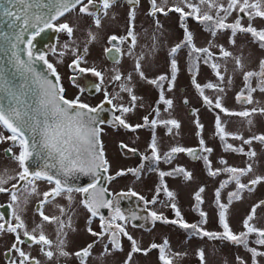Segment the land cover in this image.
<instances>
[{"label":"snow or ice","instance_id":"snow-or-ice-1","mask_svg":"<svg viewBox=\"0 0 264 264\" xmlns=\"http://www.w3.org/2000/svg\"><path fill=\"white\" fill-rule=\"evenodd\" d=\"M19 4L24 5L23 8L17 10L16 12L10 11L9 8L4 9V14L7 16H14L16 21H19V32L16 35L17 41L22 40L23 35L25 32H28L29 29L33 31L30 32L27 44L29 45L27 50V55L29 62L26 63L19 54L13 52V57L16 61V66L18 68H22L25 72L31 73L35 79V82L39 86V99H38V107L33 110V112H29L27 110V105L23 104L20 101V98L17 96V105L9 106L7 109L0 107V125H3L4 128L9 130L12 134L8 137H4L0 134V140H11L14 143H18L20 147V151L18 155H15L13 158L18 162L21 171L17 173L18 180L17 184L20 181L27 180V183L24 185V191L27 195L17 193V184H12V192L10 199L13 202L12 205L9 207L13 208L12 217L15 220V223L10 221H5L0 223V231H7L9 233L15 234L16 242L12 244V250H15L20 257V260L17 262L15 260L10 261V264H40V261L36 260L34 257H30L27 255L23 250L17 247L18 243H23L24 241L21 240L20 232H23V236L27 237L32 243L38 244L41 246V252L48 258L52 259L56 253L52 251V248L58 250L59 255L67 256L69 253L64 251V233L63 229L65 224L60 217L57 216H48L45 215L43 211V205L47 203L50 199L54 200L56 197L62 196L64 193H68L67 199L69 201L72 200L71 193L73 191L80 192L85 194L82 203L94 217L98 214V209L100 207L105 208H113V201L105 198V193L107 192L106 188L98 187L97 180L99 177L96 176V172L103 168L104 171H107V161L104 159V153L102 150V145L100 144V132L101 129L97 126L96 120L97 117L93 114L97 113L99 110L102 109L104 103L112 105L116 96H110V94L105 91L104 94V101L101 102L100 105H97L95 108L90 107L88 104L81 103L79 97L69 100L66 99L63 95V88L60 87L59 81L60 77L56 73V69L53 67L52 64L48 63L45 59V55L43 53L39 54L38 59L43 61L51 73L56 77L55 82L49 80L47 76H42L39 73H36L35 70L32 68L31 62L33 60V52H32V43L36 36L40 35L44 29L47 28H57L56 25L53 24V21L57 20L58 17L63 16L66 12L71 11L72 9L76 8L78 5H82L79 8L80 13L93 15L94 23L97 27L101 25V20L98 15L95 13L90 12V5H93L96 0H87L86 4L82 3V0H54L52 8L49 10V14H34L30 12V8L32 7L31 4L27 3L26 0H18ZM128 2L132 5L138 3V0H128ZM166 2V0H165ZM103 8L106 10L110 7L112 0H100ZM181 3L184 4L185 7L189 9V11L185 12L184 8L180 6H173L168 9V11H176L181 14V26L184 27V19L185 17L192 16L198 22L205 25L206 30L210 31L213 36L216 35L217 30L223 29H232L233 35H235L236 31L248 32L251 33L252 36L260 42L261 47H264V29L257 30L249 24L247 27H243L240 23V19L238 18L234 23H226V19L229 15H231L233 10H238L241 13H245L250 17L252 15L258 17H264V10H261V4L264 3V0H227V4L220 2V0H181ZM151 4V11L150 15H155L157 12H165L163 7L157 5L156 0H150ZM206 5L207 10L201 11V6ZM54 10L55 14H51ZM213 11L215 15H213ZM135 12H129V21L134 18ZM58 30L66 31L69 37H71L73 33V28L68 24H60L58 26ZM128 38H131L132 45L136 43V35L130 26L126 36H116L112 35L108 38L109 44L112 45L110 48H106V53H111L113 51L119 53L120 49L113 43L115 41L124 42ZM96 39V36L91 31L88 32V43L93 42ZM234 43V41H230ZM211 43V42H210ZM188 46L190 47L191 51L189 55H192V52L197 54H204L209 59L212 57V53L210 52L209 47L204 48H197L193 42V35L188 29L185 27V35L183 41L173 46L171 49V54L176 53L181 47ZM13 48L16 47V44L12 45ZM67 47V45H65ZM87 44L85 45V53L87 52ZM73 52H76V49H73ZM220 54L223 57H229L231 55L230 52L223 49L221 46ZM198 58V57H197ZM83 60V56L77 54L76 59L72 61V64L69 67L76 66L79 67V62ZM205 63H208V59H205ZM237 66H242L240 58H236ZM213 70L215 71L216 76L223 80L224 77L221 72L218 70L219 65L213 63L211 65ZM136 71L139 73L141 78H144V73L141 71V65L139 60H137L135 65ZM171 69H172V79L168 83V88L171 90L173 86V81L176 78L177 72V62L175 59L171 61ZM80 72H91L96 77H100L101 80L103 78V73L95 68L84 69L80 68ZM257 76L260 79L258 80L257 87H259L260 91L264 92V60L260 62V71H246L243 73L244 81H245V88L241 90L240 93L237 94L236 99L240 103H252V93L256 91V88L251 87L250 81L251 78ZM122 77L121 74L117 72L116 75L112 77L113 81H121ZM127 80H131V76L126 78ZM168 78L164 75L157 77L156 79L148 81L149 83L161 88L159 100L157 104L163 103L166 105L165 111L168 108H171L173 105V101L171 99L165 98L164 91L162 88V82L167 80ZM229 82H231V78H229ZM192 83L194 87L200 92L203 101L206 105L210 107H214L215 109H219L221 112L227 115H239L241 117H248L250 115L249 111H242L239 113H233L229 109L223 107L222 99L220 96L215 98L213 101L207 95H204V89H214L218 91H223V88H220L219 85L213 84L211 82L200 85L197 83L195 76H193ZM97 91L100 90V85H93ZM245 90L247 91V95H245ZM120 91L127 92L129 94L131 100V106H125L123 104L120 105H113L114 107L118 108L121 114L128 113L133 110L136 106L135 102L137 101L138 97L133 94V89L129 87L126 83L120 84ZM187 102V101H185ZM157 116L159 115V109H155ZM256 109H252V112H255ZM264 112V109L260 110ZM115 120L119 122V124L125 128H129L135 131L137 128L145 127L151 125L154 129L158 123H162L165 126L172 125L175 127H179V123L174 120H158L152 119L149 121V117H143L144 124H137L135 126L129 125L126 123L121 116H116ZM196 126L198 129L197 135H199V130L203 128V125L196 121ZM216 132L220 135V138L223 140L225 136H233L237 139H243L236 134L227 133L225 129L222 127L220 116L217 115L216 117ZM171 131V129H169ZM252 140H257L264 143V135L254 136L248 140H243L244 144H250ZM200 148H184V147H172L168 153L164 154L163 159L165 162H169L173 155L176 153L187 152L189 155L193 156L194 158H202L205 161V164L208 166V171L210 175H218L221 171L227 172L230 175L228 179L221 182L220 188L216 189V204L219 211V223L223 228V232H208L206 231L202 225L205 224L207 214L200 210L199 205L203 203L201 193L204 191V188L201 187L195 193V200L197 204L195 209L199 211V215L201 217L200 221L194 224H188L183 221L181 217L180 211L177 208L175 203H171L170 206L175 211L178 220H173L171 223H179L180 227L185 229H191L193 234L207 236L212 239H227L235 244H243L246 248H248V236L250 234L255 233L257 236L256 244L264 246V228H257L254 226L251 221L255 217L256 209L259 207L264 206V201H260L258 204L252 206L251 211L247 215V217L243 221V227L245 231L235 234L232 232L230 225L227 220V208L228 205L232 203L233 199L239 200L241 199L240 193L244 190L249 192L253 191L254 187L264 182V176L257 175L255 178L250 179L248 183H242L241 178L247 176L249 173L252 172L253 168L251 164H248L244 168H236V167H226L224 169H215L213 170L211 167V161L209 160L207 155L201 156V152H208L212 151L211 148L205 147V142L201 138L200 141ZM122 147L127 148L126 145H122ZM149 148L151 149V157H142V159H151L153 161H158L161 159L160 155L158 154V148L156 143L155 133L153 132V138L151 143L149 144ZM226 149H231L233 151L243 152V148L235 149L231 144L226 145ZM129 151L135 153L136 149H129ZM8 152H11V149H8ZM248 156H254V152H248ZM33 157L43 159L45 161L43 167L39 168L38 170L32 171L28 166V161ZM49 161H53L54 163H49ZM222 163L226 164V161H221ZM143 165H141L142 167ZM55 169V171H52ZM140 169H128V170H120L116 173V176L124 175L127 172H131L133 174H138ZM176 172L183 173L186 179L191 178V174L188 173L182 167H179L173 170L172 173H165L163 171L159 172L161 177V185H163V177L166 175H172ZM79 174L85 175H92L95 177L92 183H90L87 187H75L73 188L68 184L67 178ZM31 177V179H27ZM12 179V177H8L5 179L4 177L0 176V193L9 192L8 187H4L3 185L7 183V180ZM106 179L111 180L115 179V177L109 176ZM38 180H46L49 184H54V187L50 188L49 191L43 193L44 199L40 201V207L37 209L39 215L42 218V221H46L49 223H58L57 228V240L54 242L50 240L44 233L41 224H37L31 232H29L27 225L22 218L20 212L23 211L21 207V203L27 204L28 202V195L34 194L37 191L36 188V181ZM229 182H235L236 190L234 192L229 193L228 197V204H224L220 201V191L221 188H224ZM30 186V187H29ZM161 190L165 192V194L170 197L174 198L173 192L169 191L166 186L161 187L160 185L157 186V193ZM129 193L133 196L138 195L137 193L133 192L131 189ZM23 196V199H22ZM143 200V197H139ZM156 197H153L152 201H146L145 203H154ZM14 206V207H13ZM60 207V212L63 215L65 209L62 206ZM149 215L151 216L153 221L156 220H163L164 222H169L162 216V214H158L155 211L150 212ZM0 220H4V213H0ZM126 217L121 212L119 207L114 208V214L111 217V220L105 224L104 217L101 216V233H92L95 236H102L106 231H110L111 235L109 240L111 242V249L105 246L101 255L106 253H110L112 250H120V244L117 239V236L122 234L127 236L128 240L132 243L131 252L128 254V260L125 261V264H128V261L131 259L132 254L142 250L136 240L130 236L122 224L117 223L116 221H124ZM37 229H41L39 234L37 235ZM91 232V229L89 228ZM93 245L89 244L86 247L77 251L74 255L78 257L81 261V264H85L86 259L92 254ZM160 249V260L163 261V264H171V261L167 258L165 254V248L167 247V240L164 241L163 245H157L153 243L150 245V248H157ZM248 251L252 253L253 264H256V257L257 256H264V252H259L256 248H248ZM198 256L201 259V264H205L204 262V253L203 250H198ZM239 259V258H238Z\"/></svg>","mask_w":264,"mask_h":264},{"label":"rangeland","instance_id":"rangeland-1","mask_svg":"<svg viewBox=\"0 0 264 264\" xmlns=\"http://www.w3.org/2000/svg\"><path fill=\"white\" fill-rule=\"evenodd\" d=\"M161 1L166 4L170 0H166V2L165 0ZM172 1L184 6V4L181 3V0ZM220 2L225 5L227 4V0H220ZM250 2H252V0H250ZM148 6L149 0H141V4L136 8V14L137 19L140 18L143 20V26L147 29V31H151L149 39L157 41L159 37L168 40L170 44H178L183 41L185 27L181 26V20L178 19V16H173L170 20H168L166 16L160 17V22H155V25L152 26L151 21L145 20L150 19V17L145 14ZM202 6L206 11L207 6ZM261 10H264V3L261 4ZM74 13H76V11ZM124 13L125 11L123 9V19ZM114 14L115 13H104V16L101 17V23L104 17L107 15L109 17H114ZM76 15L80 16L79 14ZM247 16L240 18L238 17V10H233L225 22L231 24L239 18L243 27H247L251 24V26L257 30L264 29V20L262 17L255 15H252L251 17L249 15ZM81 17L83 20L88 21L87 24L90 26L88 28L94 29L95 36H104L112 29H100V26L97 27L91 23V18L87 16ZM123 19L121 20L122 24ZM77 20L78 18L74 17L73 22L76 30L75 35L69 39H64L65 43L63 42L64 45L67 44L72 52L73 49H76V52L82 51L87 44L88 39V28H85L84 26H77ZM184 24L187 25L188 31L190 28H195L193 32L194 44L199 48L209 47L212 57L209 59L206 55L197 54L195 52H192V55L190 56V50L186 48L183 52V54L186 53L183 55L184 59L180 58V53L177 54L178 74L172 82L173 86L171 90H169L168 87L166 88V85H163L164 95L169 96V98L173 101V105L165 111L166 105L163 103L158 104L160 111L157 118L158 120H178L179 127L177 128L171 125V133L166 134L165 125L158 123L156 142H158L157 145L159 147V152L161 154H165V150L168 147L177 144L197 146L198 142L202 138L205 142L204 146L212 149L210 153L202 152V156H208L213 170L224 169L229 166L244 168L248 164H251L253 170L247 176L241 178L242 183H248L250 179L255 178L257 175L264 176V143L257 140H252L250 144L243 143V140H248L258 135H264V112L260 111L261 109H264V92L260 91L259 87H257L258 80L260 78L254 76L250 81L251 87L256 88V91L252 93V103H240L236 99L237 94L245 88L243 73L246 71H254L258 73L260 71V62L261 60H264V47H261L260 42L248 32L237 30L235 35H233L232 29H223L217 30L216 35L213 36L210 31L206 30L205 26L200 28L197 22L186 21ZM138 33L141 34L139 29ZM147 41L148 40H146V42ZM230 41H234V43ZM139 44L140 43L138 42L135 46ZM221 46H223L224 50L231 53L229 57H223L220 54ZM69 51L70 50L66 52L65 57L63 58V64H58L63 74V79L65 80V94L68 96L80 95L82 99H85V92L81 93V90L83 91L82 84L80 85L77 82H72L67 79L69 70L66 68V63L69 58L72 57ZM236 58H240L242 66H237ZM205 59H208V63H205ZM56 61L58 62L59 60ZM163 61H166V52L163 53ZM213 63L219 65L218 70L223 75V80H220L216 76L215 71L211 67ZM124 64L126 65H122V68L120 69L121 72L117 67L102 68L105 74L103 87H105L112 96H116V99H114L115 103L123 105L129 104V106H131L132 103L129 94L127 92L120 91V84L126 83L129 87H131L133 89V94L137 96L138 99L135 102L136 106L133 110L125 113L124 116L132 124H141L144 122L143 117L150 116L154 105L157 103V100H159L157 96L159 91L155 85L149 83L148 81L156 79V76L161 72H168L170 67H168L167 64L164 67H160L155 70L152 67H149L147 72L144 73V78H141L136 69L133 68L132 62ZM116 72H120L122 74L121 81L112 80V77ZM129 76H131L130 81L126 79ZM193 76H195L197 83L202 86L211 82L219 85L220 88H223L222 92L205 88L204 95H207L213 101H215L217 96H220L223 107L229 109L233 113H239L247 110L250 112V115L248 117L227 115L219 109L206 105L200 92L192 83ZM229 78H231V82H229ZM245 95H247L246 90ZM99 97L100 93L93 98V101L98 100ZM183 97L187 99L186 104L182 102ZM189 107H193L194 111L188 113L187 110ZM252 109H256V111L252 112ZM217 115L220 116L222 127L227 133L236 134L243 139H237L229 135L225 136L222 140L220 135L216 132L215 125ZM197 120L201 125H203V128L199 131V135H197ZM147 128L148 127L146 126L137 128L136 132L138 133V138H133L138 140L137 146H141V150L145 154L149 152L145 145V141L149 136V130ZM109 132L113 133L114 136L118 135V130H109ZM126 133L130 137L133 134V132L130 133L127 131ZM118 138L124 137L119 136L116 139ZM227 144H231L235 149L243 148V152L226 149ZM248 152H254L255 155L250 157L247 155ZM0 159H7L2 155V152H0ZM221 161H226V164ZM7 162L11 164L15 171L17 170V163L15 159L10 158ZM180 162V158H174L167 164V167L169 168ZM187 163V169L191 174L190 179L185 180L181 176H166L167 183L171 188L176 190V188H179L177 185L181 186L180 189L182 197L179 198L175 195L173 199L180 201L181 210H184L186 218L188 217L189 221L196 220L199 215L195 209V204L197 203L192 197V191L196 190L197 186H202L204 188V191L201 193L204 205L203 210L207 214V222L204 224V228L206 231L222 230V227L219 224L220 209L216 204V189L220 188L221 182L227 180L230 174L221 171L218 175H210L208 166L202 158H197L196 160L188 158ZM162 165L163 164H159L158 168H165L166 165ZM141 175V180H143L142 183L147 182V189L144 192L149 195L152 192L154 184L158 178L157 172L153 169L144 168ZM120 182L121 180L117 183L118 186H126L127 184H121ZM134 184L136 183L134 182ZM235 190V182H229L224 188H221L220 201L224 204H228L229 193L234 192ZM160 192L157 193L158 200L153 203V207L163 208V212L167 217H171L173 220H176V216L173 214L167 198L163 197ZM240 195L241 199H233L232 203L228 205L226 212L230 228L235 234L243 232V221L251 211L252 206L258 204L260 201H264V182L257 184L253 191L249 192L244 190L240 193ZM158 214H160V212ZM251 223L257 228H264V206L256 209L255 217ZM172 229L175 230L176 233V237L173 239L171 245L172 259L176 264H194V262H196L195 256L197 247H201L203 249L204 256H206V264H217L218 261H222L223 264H253L252 253L248 251V248H256L259 252H264V246L256 244L255 241L257 237L254 233L248 236V248H246L243 244H235L227 239H212L207 236L199 238H184L182 230H180L177 226L172 225ZM152 237L157 241L160 239L159 235ZM64 240L65 245L67 246L69 242L67 239ZM145 243L146 242H144L143 245ZM126 253H129V250L126 249L123 251V256H125ZM109 254L110 256H119V254L114 252V250H112ZM262 257L263 256L256 257V264H264ZM126 260H128V256H125V261ZM128 264L162 263L158 260L157 256L154 255V251H152L148 254H140L137 252L133 253L131 259L128 261Z\"/></svg>","mask_w":264,"mask_h":264},{"label":"flooded vegetation","instance_id":"flooded-vegetation-1","mask_svg":"<svg viewBox=\"0 0 264 264\" xmlns=\"http://www.w3.org/2000/svg\"><path fill=\"white\" fill-rule=\"evenodd\" d=\"M83 4L87 3V0H82ZM156 3L158 6L163 7L165 12L167 14H164V12H157L155 15H150L151 11V4L149 0V6L147 8V12L145 13L150 19H145L147 21H151L152 26L155 25V22H160V17L166 16L168 20H170L173 16H178V19L181 20V14L176 11H168L169 8L173 6H180L184 8V11L187 12L189 9L187 7H184L181 4L174 3L172 0L168 1L166 4L162 2L161 0H156ZM141 4V0H138V3L135 5H132L128 2V0H112V3L108 9H104L102 4L100 3V0H96V2L93 5H90V12L95 13L99 16L100 20L101 17L104 16V13H115L114 17H109L108 15L103 18V21L100 25V29H111L106 33L104 36H96V39L88 43L87 39V52L85 53L84 49L80 52H72L69 47H65L63 42L66 39L71 38L73 35H75V24L73 22L74 17H77V26H84L85 28L90 27L87 23L88 21L83 20L81 16L89 17L91 18V23L95 25L94 23V17L93 15L89 14H83L80 13L79 8L82 5H78L76 8L72 9L69 12H66L63 16L58 17L57 20L53 21V24L57 26V28H47L44 29L43 32H41L40 35L36 36L32 43V52L35 57L38 58L39 54L43 53L45 55V59L48 61V63L52 64L53 67L56 69V73L60 77V87L63 88V95L66 99L72 100L77 97H79L81 103L88 104L90 107L95 108L97 105L101 104L102 101H104V94L105 91L108 92V90L103 87V83L105 82V74L102 68L105 67H117L119 71L121 72L122 65H126L124 63H130L132 62L133 68L135 69V65L137 60H139L142 72L145 73L149 69V67H152L154 70L160 67H164L166 64L169 68V71L167 72H161L159 73L157 77L164 75L168 79L162 82V88L163 85H166V88L168 87L169 81L172 79V69H171V61L172 59H175L177 62V72L176 77L178 74V57L177 54L180 53V58L184 59L183 55L186 54L183 52L186 49H190L188 46L181 47L176 53L171 54V49L176 44H170L168 40L159 38L155 41L153 39H149L151 36V31H147V29L143 26V20L138 18L136 14V8ZM123 9L125 11L124 13V19L122 16ZM135 12L134 18L129 21V12L133 11ZM76 11V13H74ZM201 11H205L203 6H201ZM72 13H74L72 16H70ZM76 14H79L80 16H77ZM215 15V12L213 13ZM70 16V17H69ZM247 16L245 13H241L238 11V17H244ZM248 17V16H247ZM113 18V19H112ZM123 19V24L122 20ZM264 20V17H262ZM165 20V19H163ZM121 21V22H120ZM186 21H194L199 24V27L205 26L204 24L198 22L194 17L188 16L185 17L184 22ZM68 23L73 28V33L71 37L67 34L66 31H60L58 30V26L60 24ZM96 26V25H95ZM132 27L133 32L136 35V43H140L139 45L135 46L131 43V38H128L124 42L115 41L113 42L119 49V53L113 51L111 53H106L105 49L112 47L111 44H109L108 38L112 35H116L118 37L120 36H126L127 31L129 27ZM137 26V27H136ZM140 27V28H139ZM184 27L187 28V25L184 24ZM141 31V34L138 33V29ZM195 28H190V32L193 35ZM203 30V29H202ZM91 31L94 33L93 28H88L87 32ZM88 38V37H87ZM194 38V36H193ZM65 39V40H64ZM146 40H148L146 42ZM65 43V42H64ZM135 43V44H136ZM67 45V44H66ZM27 47L29 45L27 44ZM195 47L199 48L197 45ZM186 48V49H185ZM69 51V53L72 55L71 58L66 63V68L69 70L68 74V80L72 82H77L80 85L83 86V91L85 92L86 98L82 99L80 95H73L68 96L65 94V80L63 79V74L59 68V65L63 64V58L65 57L66 52ZM166 52V61H163V53ZM79 54L83 56V60L79 62V67L72 66L69 67V65L72 64V61L76 59V55ZM56 60H59L58 62ZM47 66V65H46ZM80 68L89 69V68H95L103 73V78L101 80L100 77H96L91 72H80ZM118 72L119 74H121ZM117 72L115 73V75ZM122 75V74H121ZM181 77V75H180ZM179 77V78H180ZM100 85V90L97 91L93 85ZM157 90L159 91L157 96L159 99L161 88L157 87ZM182 89V87H181ZM100 93V97L98 100L93 101V98ZM109 93V92H108ZM110 94V93H109ZM110 96H112L110 94ZM165 98L170 99L169 96H165ZM158 101V100H157ZM187 99L185 97L182 98L183 103ZM162 104V103H161ZM104 105H107V107H104V112L107 114L106 119H102L99 123V128L101 129L100 132V144L102 145V150L104 153V159L107 161V171L105 172L104 177V187L107 189V192L104 194L105 198L113 201V208H105L100 207L98 209V214L96 216H92L91 213L88 211V209L84 206L82 203V200L85 197V194L73 191L71 193L72 200L69 201L67 199L68 193H64L62 196L56 197L54 200L50 199L47 203L43 205V211L45 215L48 216H57L60 217L65 227L63 229L64 239H67L69 244L66 246L64 244V251L69 253L67 256H61L59 255L58 250L55 248V246L52 248V251L56 253L52 259H48L42 252H41V246L35 243H32L27 237L23 236V232H20L21 240L24 241L23 243H18L17 247H19L21 250H23L27 255L30 257H34L36 260L40 261V264H81V261L78 257H76L74 254L79 251L80 249L86 247L89 244H92V254L86 259L85 264H125V256H128L129 253H126L125 256H123V251L126 249L131 252L132 249V243L128 240L127 236H124L122 234L117 236V239L120 244V250H114L119 256H110L109 253H106L104 255H101L103 252L105 246H107L109 249H111L112 245L109 240V237L111 235L110 231H106L104 235L102 236H95L92 233H101V216L104 217L105 224L109 220H111L112 215L114 214V208L119 207L121 209V212L126 217V220L124 221H116L117 223H120L123 225L127 233L133 237L134 240L137 241L138 246L142 250H148L146 253L145 251H140L137 253L140 254H148L149 252L154 251V255L157 256L158 260L163 264V261L160 260V249L157 248H150V245L153 243L157 245H163L164 241L167 240V247L165 248V254L167 258L171 261V264H176L173 262L172 259V249L171 245L173 242V239L176 237L175 230L172 229V225L177 226L180 230H182V233L184 235V238L194 237L199 238L203 237L201 235L193 234L191 229H185L180 227L179 223H171L173 219L171 217H167L166 214L163 212V208L160 207H153V203H145L146 201H152L153 197H156L157 201V186L160 185L161 187L166 186L167 189L171 192H173L174 197L175 195L179 198L182 197L181 193V186L177 185L179 188L173 189L171 188L166 180V176L169 177H175V176H181L183 179L186 180L183 173L176 172L172 175H166L163 177V185H161V177L159 175V172L163 171L165 173H172L173 170L182 167L185 169L188 173L190 171L187 169V160L188 158H191L192 160H196L197 158H194L193 156L189 155L187 152H181L176 153L173 155L172 159L174 158H180L181 162L176 163L171 167H167L168 163L171 162H165L163 159L164 154H161L159 152L158 148V154L160 155L161 159L158 161H153L151 159H142V157H151V149L149 148V144L152 141L153 138V132L155 133V137L157 140V125L153 129L151 125H148L147 129L149 130V136L147 140L145 141L146 148L148 149V153L145 154L141 150V146H137L138 140H135L133 138H138V133L129 128H125L119 124L118 121L115 120L116 116H121L122 119L126 121L127 124L131 125L132 123L128 121V119L125 118L124 114L122 115L121 112L118 110V108L114 107L113 105H120L113 101V104H107L106 102ZM125 106H129V104H124ZM158 104L156 103L154 105L153 111L149 116V121L152 119H158L157 113L155 109L158 108ZM159 109V108H158ZM194 111L193 107L188 108V113H191ZM160 111V109H159ZM111 112V115L109 114ZM167 120V119H166ZM165 120V121H166ZM169 120V119H168ZM178 123L179 121L176 120ZM144 123V122H143ZM141 123V124H143ZM133 126L137 124H132ZM171 125L165 126V133H171L169 129H171ZM118 130V135L114 136L113 133H110L109 130ZM130 132L133 134L131 137L126 133ZM200 131V130H199ZM198 132V129H197ZM0 134H2L4 137L10 136L12 133L3 127V125H0ZM122 136L124 138H118L117 137ZM158 144V142H156ZM122 145H126L127 148L122 147ZM141 145V144H140ZM0 146L2 152V155L6 157L7 159H0V176L7 179L8 177H12V179L7 180V183L4 184V187L9 188V192L0 193V213H4V220H0V223H3L5 221H10L12 223H15L14 218L12 217V211L13 208L9 207V205H12V201L10 199L12 188V184H17L18 176L17 173L21 171L18 162L17 163V170L15 171L11 164H9L7 161L10 158H13L15 155L19 154L20 147L18 143H14L11 140H0ZM184 147V148H196L199 149L200 143L198 142V145H187V144H177L172 145L168 147L165 150V153H168L169 150L172 147ZM8 149H11V152H8ZM129 149H136V152L133 153L129 151ZM202 156V152L200 154ZM184 157V159H183ZM14 159V158H13ZM32 161V159H30ZM148 164V165H146ZM159 164L166 165L165 168H158ZM141 165H143L141 167ZM140 169L138 174H133L131 172H127L124 175L116 176V173L120 170H128V169ZM144 168L153 169L157 172V180L154 184V187L152 189V192L148 195L144 191L147 189V182H143L141 180L142 177V171ZM149 171V170H147ZM115 177V179L108 180L106 177ZM99 177V176H98ZM126 177V178H124ZM124 178V179H123ZM27 179H31V177H28ZM139 179V180H137ZM121 180V184H126V186H118L117 183ZM93 181L85 184L81 187H87L90 183ZM134 182L136 184H134ZM27 183V180L20 181L19 184H17V193L18 195L23 194L27 195V193L24 191V185ZM71 186V185H70ZM30 187V186H29ZM54 187V184H49L46 180H38L36 181V188L37 191L34 194L28 195V202L27 204L21 203V207L23 208V211L20 212L22 218L24 219L27 228L29 232L32 231V229L37 225L41 224L42 229L45 233V235L54 242L57 240V228L58 223H49L46 221H42L41 216L39 215V212L37 209L40 207V201L44 199L43 193L46 191H49L50 188ZM73 188L77 186H72ZM202 186H197L196 190L192 191V197L195 200V193L201 188ZM132 190L133 192L137 193L138 195L133 196L129 193V190ZM160 194H162L163 197L167 198L169 202V206L171 203H175L177 208L180 211L181 217L183 218V221L188 224H194L200 221L201 217L199 215V211H196L199 215L198 219L189 221V218H186V215L184 213V210H181L180 201H176L173 198L168 197L163 190H161ZM139 197H143L144 199L141 200ZM23 199V196H22ZM196 201V200H195ZM197 203V201H196ZM196 205V204H195ZM62 206L65 209L64 214L62 215L60 212V207ZM203 203L199 205L200 210H203ZM14 207V206H13ZM173 214L176 216L175 211L170 206ZM161 209V210H159ZM162 214L164 218H166L169 222H164L163 220H156L153 221L151 216L149 215L150 212L155 211L156 213ZM187 219V220H186ZM176 220H178V217L176 216ZM158 224V226H157ZM220 224V223H219ZM204 228V224L202 225ZM89 228L91 229V232L89 231ZM205 229V228H204ZM41 229H37L36 234L38 235ZM206 230V229H205ZM208 232H223L222 230H207ZM243 231L245 229L243 228ZM255 234V233H254ZM157 235L160 236V239L157 241L152 236L156 237ZM257 237V236H256ZM15 234L9 233L7 231H0V264H10V261H19L20 257L19 254L12 250V244L15 243ZM146 242L144 245L143 243ZM201 247L196 248V262L194 264H201V259L198 256V250H201ZM203 250V249H202ZM116 254V255H117ZM264 261V256L262 257ZM204 262L206 264V256H204ZM217 264H223L222 261ZM228 264V263H227Z\"/></svg>","mask_w":264,"mask_h":264},{"label":"water","instance_id":"water-1","mask_svg":"<svg viewBox=\"0 0 264 264\" xmlns=\"http://www.w3.org/2000/svg\"><path fill=\"white\" fill-rule=\"evenodd\" d=\"M26 2L32 5L29 9L30 12L34 14H49L54 0H26ZM23 6L19 4L18 0H0V107L7 109L9 106L17 105L16 97L18 96L20 101L27 105V110L33 112L38 107L39 86L31 73L25 72L22 68L16 66V61L13 57V52H16L26 63L29 62L27 39L33 30L29 29L28 32L24 33L22 40L17 41L16 35L20 30L18 27L19 21H16L14 16L4 14L5 8L16 12L23 8ZM51 14H55L54 10ZM13 44H16L15 48L12 47ZM31 65L36 73L47 76L49 80L55 82L56 77L51 73L46 64L34 55ZM105 106L107 107V105H103L101 110L93 114L97 117L95 124L97 127H99L102 119H106ZM109 114L111 115V112ZM44 163L43 159L33 157L32 161H28V166L30 170L35 171L43 167ZM49 163L54 162L49 161ZM52 171H55V169H52ZM104 175L105 171L103 168H100L96 172V176H99V180H97L98 187L105 188L103 184ZM94 179L95 177L92 175L77 173L74 176L68 177L67 181L71 186L81 187Z\"/></svg>","mask_w":264,"mask_h":264}]
</instances>
